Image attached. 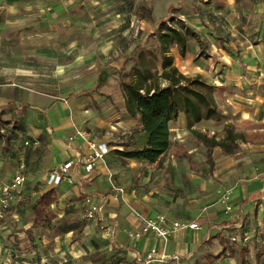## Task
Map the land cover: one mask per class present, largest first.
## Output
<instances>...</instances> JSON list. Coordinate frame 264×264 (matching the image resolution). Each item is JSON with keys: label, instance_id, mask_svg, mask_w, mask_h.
I'll list each match as a JSON object with an SVG mask.
<instances>
[{"label": "crops", "instance_id": "0c3cea01", "mask_svg": "<svg viewBox=\"0 0 264 264\" xmlns=\"http://www.w3.org/2000/svg\"><path fill=\"white\" fill-rule=\"evenodd\" d=\"M22 1L25 4V0H1L4 9L1 12L6 11L13 16L17 8L22 9ZM71 1L83 2L88 6L86 14L90 21L93 19L92 5L117 3V0L59 2ZM124 2L133 3V0ZM168 2L167 13L170 14L177 2L180 12L178 19L183 20L195 33V36H186L183 55L176 46L170 48L173 65L183 76L199 79L212 86V97L219 118L202 119L189 127L186 117L179 115L176 120L169 122V148L157 160L149 162L145 159L124 158L118 154V151L142 148L146 144L147 133L141 130L138 118L127 113L122 93L111 102V94L100 96L93 90L102 80H95L91 90H87L95 102L93 105L83 97H57L49 92L18 87L14 83L0 87V113L3 117L8 115L19 128L16 127L14 132L21 130L32 138L30 142L27 141L28 144L24 142L28 146L23 150L30 154L29 157L28 154L18 157V153L9 147L10 140L6 136L5 146L0 147L1 177L8 180L16 172L7 174L13 158L19 162L18 166L23 168L21 170L25 174V182L19 194L11 200L6 216L16 205L24 201L32 204L34 201L31 206L33 220L32 207L38 196L49 188H55L57 200L49 208L54 214L51 221L55 219L53 207L60 206L61 201L72 199L69 205H73L79 202V197L91 198V203L102 205L101 212L96 216L97 223L115 227L112 239L118 243L119 249L116 251H121L128 262L135 264L137 255L144 256L148 250L156 248L178 259L149 264H222L228 261L231 264L237 258L246 259L250 247L242 244L241 255L234 249H227L224 233L229 236L234 231L241 233L247 229L248 206L264 198V0H243L240 4L238 0ZM211 5L213 8H210ZM123 8L121 6L113 13L121 16L124 14ZM101 12L103 9L99 10ZM154 13L153 10L141 19L145 21L147 29L157 23ZM44 16L41 14V17ZM51 17L59 19L56 12ZM158 22L162 23L160 19ZM5 25L14 24L6 22ZM141 34L138 30L139 38L131 52L139 45ZM102 46L104 48L101 49L108 52L116 49L124 51L120 62L123 68L124 62L129 59L125 56L126 46L108 41L102 42ZM99 92L102 91L99 89ZM78 129L87 132L94 142L105 143L109 148L104 161H97L90 172L85 171L83 163L90 150L76 134ZM192 130L200 136L230 144V151L224 152L220 146L210 147ZM7 133L10 134L7 131L5 135ZM228 133L232 136L226 140ZM191 137L196 140L193 146L186 143L187 138ZM175 142L186 150L182 157H174L172 148ZM196 151L203 155L198 157ZM33 154L35 157H32ZM43 159L46 161L44 164L56 168L67 161L73 164L69 168L68 178L62 179L57 185H48V173L42 189L36 190L29 182L43 170ZM32 161L39 167L36 172L29 171L28 164ZM159 171L162 172L161 176ZM110 180L115 186L123 188V193L115 192L110 187ZM189 187L191 192L196 191L201 205L184 209L180 207L181 198L189 194ZM226 189L231 190L229 202L232 213H225V207L218 202L216 192ZM173 199L177 200L175 204H172ZM135 212L146 217L165 213L170 219L197 221L200 229L175 232L165 244L152 233L131 239L128 232L141 228ZM93 223L83 227L85 234L91 233ZM256 242L264 244V240L257 239ZM116 264H123V261L119 260ZM254 264H264V245L256 253Z\"/></svg>", "mask_w": 264, "mask_h": 264}, {"label": "rangeland", "instance_id": "374dc122", "mask_svg": "<svg viewBox=\"0 0 264 264\" xmlns=\"http://www.w3.org/2000/svg\"><path fill=\"white\" fill-rule=\"evenodd\" d=\"M59 1L48 0L44 3L45 0H25V4L22 1V9L17 8L16 14L11 16L6 11L1 12L4 9L0 0V12L2 13L0 15V87L14 83L18 87L49 92L57 97H83L93 105L95 102L87 90L92 88L95 80H102V83L93 90L100 96L111 94L113 97L110 95L111 99L109 100L112 102L122 93L120 82L133 78V66L138 59V53L145 49L158 50L156 37L160 27L158 19L165 22L167 26L174 27L177 26L176 19L179 18L178 13H180L177 9L179 8L177 2L172 6L170 14L167 13L168 0H133V3L117 0L114 5H92L91 16L93 19L90 21L87 20L86 14L89 8L83 2L60 3ZM238 1L239 4L241 1L243 2V0ZM121 6H124V14L116 16L113 12L119 10ZM210 8L213 6L211 5ZM97 9H103V12L99 13ZM153 10L157 23L147 29L145 21H141V19H144L143 16L151 14ZM192 10L195 13V10ZM54 12L58 13L59 19L51 17ZM41 14L45 16L41 17ZM6 22H11L14 25H5ZM138 30L142 32L140 43L134 52H131L139 38L137 37ZM143 32H145L144 35ZM106 41L119 45L122 43V46H126L125 56L127 55L129 59L124 62L123 68L120 66V62H122L121 57L124 55V51L119 49L110 52L104 51L101 49L104 48L101 47V43ZM145 56L146 60L151 59L149 56ZM160 63L161 58L158 54L157 68L152 70L153 73L160 74ZM99 71L101 73L97 76ZM158 81L161 86L166 83L162 78H159ZM99 89L102 91L101 93ZM104 101L107 102L106 98ZM0 129L4 130H0L1 148L5 146L4 137L6 136L5 138L10 140L9 147L14 153H18V157H23L25 154L30 156L23 149L28 146L24 142L31 140V136L27 133L24 134L25 132L23 133L21 130L14 132L16 127L8 115L3 117V114L0 113ZM7 131L10 134L5 135ZM186 143L193 146L196 140L194 137L187 138ZM178 144L175 142V146L172 148L174 157L177 158L186 152L185 148ZM196 153H198V157L203 155L199 151ZM32 157H35V154ZM45 162L43 159L42 164ZM18 163L13 158L10 169L7 171L8 175L23 169L19 168ZM28 167L31 172L39 170L34 161L30 162ZM42 168L40 174L29 182L33 189H42L47 174L58 169L49 164H44ZM158 174L161 176L162 172L159 171ZM255 174L253 172L252 175L255 176ZM110 184L113 189L115 185L111 180ZM188 192L186 197L181 198L180 207L191 209L200 206L201 202L195 195L196 191L191 192L189 187ZM216 193L219 204L224 208L225 204L220 200V192ZM71 200L61 201L60 206H54L55 219L39 228L31 226V206L34 201L32 204L24 201L16 205L10 214L0 221V264H116L119 260L123 261V264H133L132 261L125 260L126 257L122 255L121 251H116L119 247L116 245L118 243L112 239L114 235L108 237L103 234L104 225L97 223V215L92 219L86 218L88 207L95 204L91 203V198L79 197V202L69 205ZM176 201L173 199L172 204H175ZM248 207L250 211L246 214L247 229L244 231L248 233L249 240L233 242L229 237L232 235L241 237L242 232L234 231L229 236L224 233L223 238L226 241L227 249H234L240 253V249L244 246L242 244L250 247V253L246 259L237 258L231 264H241V262L254 264L256 253H259L264 245L256 242L257 239L264 240V198L257 199L254 204L252 203ZM14 214L17 216L13 217ZM138 215L145 218L162 216L167 224L179 221L170 219L165 213L146 217L135 212L139 223ZM92 221L94 223L91 233L85 234L83 227ZM179 222L187 223L185 220ZM208 246L210 249L212 248L211 245ZM176 258L165 259L162 263L175 261L178 259ZM222 264L230 263L228 261Z\"/></svg>", "mask_w": 264, "mask_h": 264}, {"label": "trees", "instance_id": "16d2710c", "mask_svg": "<svg viewBox=\"0 0 264 264\" xmlns=\"http://www.w3.org/2000/svg\"><path fill=\"white\" fill-rule=\"evenodd\" d=\"M177 26L169 27L160 23L156 34L158 50L145 49L139 53L133 66V78L121 81L120 87L124 106L131 117H137L141 130L147 133L146 144L142 148L118 151L124 158L157 160L170 146L169 122L184 115L187 125L202 119H218V113L211 94L212 86L199 79L183 76L173 65L170 48L176 46L181 55L185 53L186 36H195L193 30L181 19H176ZM161 58L160 74L153 73L157 68L156 59ZM151 59L146 60V56ZM167 84L161 86L158 79ZM17 127V126H15ZM192 133L200 137L210 147L220 146L224 152L230 151V144L214 138L200 136L195 130ZM228 133L226 140L231 138ZM57 200L55 188L43 191L32 207V227L39 228L50 222L54 214L49 210Z\"/></svg>", "mask_w": 264, "mask_h": 264}, {"label": "built area", "instance_id": "2783aa9c", "mask_svg": "<svg viewBox=\"0 0 264 264\" xmlns=\"http://www.w3.org/2000/svg\"><path fill=\"white\" fill-rule=\"evenodd\" d=\"M76 134L87 144L90 153L84 158V168L85 171L90 172L97 161H104L105 154L109 151V148L105 143H96L85 132L84 130H76ZM25 144H28L25 141ZM72 161H67L57 170L51 172L47 179L48 185H57L62 179L68 178L69 168L72 166ZM25 182V174L22 170L16 171L8 180H4L0 174V221L3 220L10 209L11 200L17 196L20 192V188ZM113 190L118 193H123V188L113 186ZM231 195V190L226 189L220 191V200L225 204V213H232V205L229 203ZM102 210L101 204L90 205L86 211V218L92 219ZM141 228L138 231L128 232V236L131 239H139L140 237L147 235L149 233L154 234L158 239L162 240L164 244L168 241L171 234L175 232L191 229L199 230L200 225L198 222H187L182 223L179 221L167 224L162 216L157 218H145L138 215ZM103 234L108 237H112L115 233V227L112 225L103 226ZM230 236V240L247 242L249 240V235L246 231H243L240 235ZM176 258V256H169L164 251L159 252L156 248H151L148 250L144 256L137 255L135 258V264H149L153 261L163 262L165 259Z\"/></svg>", "mask_w": 264, "mask_h": 264}]
</instances>
